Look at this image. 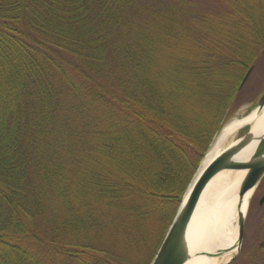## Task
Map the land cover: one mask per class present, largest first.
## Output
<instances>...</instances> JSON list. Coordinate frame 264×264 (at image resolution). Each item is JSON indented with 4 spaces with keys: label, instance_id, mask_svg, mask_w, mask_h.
Here are the masks:
<instances>
[{
    "label": "trees",
    "instance_id": "1",
    "mask_svg": "<svg viewBox=\"0 0 264 264\" xmlns=\"http://www.w3.org/2000/svg\"><path fill=\"white\" fill-rule=\"evenodd\" d=\"M220 1L0 0V264H152L264 55Z\"/></svg>",
    "mask_w": 264,
    "mask_h": 264
},
{
    "label": "bare ground",
    "instance_id": "2",
    "mask_svg": "<svg viewBox=\"0 0 264 264\" xmlns=\"http://www.w3.org/2000/svg\"><path fill=\"white\" fill-rule=\"evenodd\" d=\"M246 127L251 129L254 139L264 134V108L260 112L255 109L244 118H234L224 126L218 139L206 155L198 176L225 150L222 146ZM234 143L236 142L231 143L230 146ZM256 144L257 141H253L240 151L234 160H248L252 156ZM244 176V171H223L209 182L188 227L187 240L191 257L185 264H227L235 255L236 250L217 258L198 254L205 251L216 252L220 249L230 248L235 244L238 235V190ZM251 194L252 192L248 193L244 199L242 206L244 212Z\"/></svg>",
    "mask_w": 264,
    "mask_h": 264
},
{
    "label": "water",
    "instance_id": "3",
    "mask_svg": "<svg viewBox=\"0 0 264 264\" xmlns=\"http://www.w3.org/2000/svg\"><path fill=\"white\" fill-rule=\"evenodd\" d=\"M252 71L253 69L248 72L242 83V87H244L249 80ZM263 108L264 93L257 102L255 109L260 112ZM253 141H257V144L252 156L246 161L234 160V157ZM223 171L245 172V176L242 179L238 190L237 212L239 211V213L237 215V240L230 248L220 249L216 252H199L200 254L198 255L217 258L235 250H239L243 238V225L248 207L247 205L245 212L242 211L244 199L248 193L255 189L261 178L264 176V134L259 138L254 139L251 129H249L246 135L236 141V143L221 152V154H219L199 176L197 174L198 177L196 176L197 179H194L192 185L187 191L181 207L152 264H185L189 260L191 253L187 240L188 227L207 185L216 175Z\"/></svg>",
    "mask_w": 264,
    "mask_h": 264
},
{
    "label": "flooded vegetation",
    "instance_id": "4",
    "mask_svg": "<svg viewBox=\"0 0 264 264\" xmlns=\"http://www.w3.org/2000/svg\"><path fill=\"white\" fill-rule=\"evenodd\" d=\"M227 264H264V176L248 201L239 250Z\"/></svg>",
    "mask_w": 264,
    "mask_h": 264
},
{
    "label": "rangeland",
    "instance_id": "5",
    "mask_svg": "<svg viewBox=\"0 0 264 264\" xmlns=\"http://www.w3.org/2000/svg\"><path fill=\"white\" fill-rule=\"evenodd\" d=\"M163 2L172 1V0H162ZM184 2H194L195 4H199L203 6V2H209L207 9L211 10L214 8V2H221L220 0H182ZM205 14V13H204ZM257 66L251 74L249 80L245 84L244 87H241V93L239 94V108L234 112V118H244L256 108L257 102L259 101L260 97L264 93V55L257 60ZM232 119V120H233ZM221 133V131H220ZM220 133L214 140V143L218 139ZM243 131L235 136L234 138L228 140L222 147L227 149L231 143L236 142L242 136ZM213 143V145H214ZM212 148V147H211ZM210 148V149H211Z\"/></svg>",
    "mask_w": 264,
    "mask_h": 264
}]
</instances>
